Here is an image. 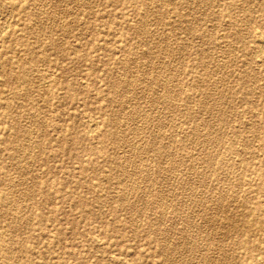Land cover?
Wrapping results in <instances>:
<instances>
[{"label":"rangeland","instance_id":"1","mask_svg":"<svg viewBox=\"0 0 264 264\" xmlns=\"http://www.w3.org/2000/svg\"><path fill=\"white\" fill-rule=\"evenodd\" d=\"M0 264H264V0H0Z\"/></svg>","mask_w":264,"mask_h":264},{"label":"bare ground","instance_id":"2","mask_svg":"<svg viewBox=\"0 0 264 264\" xmlns=\"http://www.w3.org/2000/svg\"><path fill=\"white\" fill-rule=\"evenodd\" d=\"M67 10V9H66ZM5 32V31H4ZM256 42V41H255ZM163 47V46H162ZM260 53V52H259ZM163 72V71H162ZM157 74V73H156ZM158 74H160V73H158ZM155 76H157V75H155ZM142 79V78H141ZM160 86V85H159ZM158 88V87H157ZM162 88V87H161ZM148 89V88H147ZM152 89V88H151ZM169 95V94H168ZM166 96H167V94H166ZM169 102V101H168ZM136 110V109H135ZM162 111V110H161ZM221 116V115H220ZM126 117H128V116H126ZM132 118V117H131ZM133 118H135V117H133ZM145 125V124H144ZM96 126V125H95ZM92 128V127H91ZM90 128V129H91ZM93 129V128H92ZM91 129V130H92ZM123 135V134H122ZM196 136V135H195ZM208 137V136H207ZM206 139V138H205ZM201 141V140H200ZM207 141V140H206ZM206 143V142H205ZM204 144V143H203ZM141 149V148H140ZM160 151V150H159ZM204 152V151H203ZM162 153H163V151H162ZM167 153V152H166ZM211 156V155H210ZM195 157V156H194ZM170 158V157H169ZM210 160V159H209ZM194 166V165H193ZM127 170V169H126ZM159 171V170H158ZM137 173V172H136ZM125 174V173H124ZM124 176V175H123ZM136 176V175H135ZM139 178V177H138ZM148 180V179H147ZM135 187V186H134ZM219 205H220V203H219ZM219 209H220V207H219ZM194 221V220H193ZM186 234V233H185ZM204 244V243H203ZM186 254V253H185Z\"/></svg>","mask_w":264,"mask_h":264}]
</instances>
